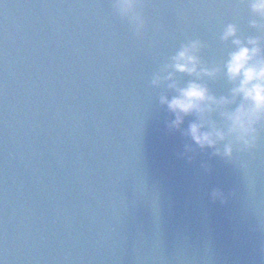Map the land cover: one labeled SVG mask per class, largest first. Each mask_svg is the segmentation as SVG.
I'll return each mask as SVG.
<instances>
[{"label": "water", "instance_id": "1", "mask_svg": "<svg viewBox=\"0 0 264 264\" xmlns=\"http://www.w3.org/2000/svg\"><path fill=\"white\" fill-rule=\"evenodd\" d=\"M135 13L139 31L115 0H0L5 264H264V121L253 146L226 136L232 155H214L184 134L195 114L168 127L160 97L176 93L152 84L190 40L223 69L229 23L264 48V17L250 0H137ZM202 82L217 97L234 86L223 71ZM205 121L226 131L219 111Z\"/></svg>", "mask_w": 264, "mask_h": 264}, {"label": "clouds", "instance_id": "2", "mask_svg": "<svg viewBox=\"0 0 264 264\" xmlns=\"http://www.w3.org/2000/svg\"><path fill=\"white\" fill-rule=\"evenodd\" d=\"M137 0H115V6L123 16H128L134 23L136 30L143 26V20L135 13ZM250 7L254 13L264 17V0H250ZM253 27L261 26L258 21H250ZM232 38L235 50L228 53V59L223 63V69L213 63L211 66L205 63L199 55L204 47L198 39L184 43L170 57L159 72L152 78L153 85H159L167 81V87L176 93L169 98L166 95L160 97V103L167 105V109L174 115V119L168 121L170 129H180L184 118L195 114V120L188 124L184 134L200 149L211 148L214 155L230 157L233 152V143H224L223 149L218 143L226 139V136L234 137L236 143L243 148H250L256 142V125L264 121V48L261 46V37L237 36V27L229 23L224 26L221 40ZM224 72L228 80L233 83L231 96L217 97L212 94L203 83L205 77L215 78ZM176 73H186L194 79L189 80L185 86H179ZM240 103L234 109L229 110L228 105ZM219 111L226 121L224 128L212 124L206 127L205 113ZM187 147V146H186ZM213 199L223 198L219 189H213ZM0 264L5 260L0 258Z\"/></svg>", "mask_w": 264, "mask_h": 264}]
</instances>
